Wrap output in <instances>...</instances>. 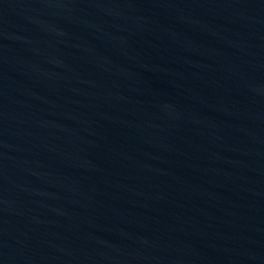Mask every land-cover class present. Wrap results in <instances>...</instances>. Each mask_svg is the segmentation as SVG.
<instances>
[{"label": "water", "instance_id": "95a60500", "mask_svg": "<svg viewBox=\"0 0 264 264\" xmlns=\"http://www.w3.org/2000/svg\"><path fill=\"white\" fill-rule=\"evenodd\" d=\"M0 264H264V0H0Z\"/></svg>", "mask_w": 264, "mask_h": 264}]
</instances>
